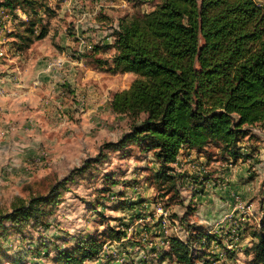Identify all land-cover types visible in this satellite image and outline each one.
Masks as SVG:
<instances>
[{"label": "rangeland", "instance_id": "1", "mask_svg": "<svg viewBox=\"0 0 264 264\" xmlns=\"http://www.w3.org/2000/svg\"><path fill=\"white\" fill-rule=\"evenodd\" d=\"M154 1L146 8H143L145 2L136 1L132 4L133 13L150 11ZM3 9L5 13L0 12V36L4 41L0 43L2 64H19L11 62L16 57L13 55L25 54L29 58L30 49L39 43L40 47L50 50L49 55L42 56L47 67L62 55L65 49L60 46L59 35L63 26L57 24L54 10L42 13L51 34L21 48L23 41L17 33L23 32L28 17L22 10L17 12L23 16ZM105 51L81 53L78 58L62 56L64 65L50 71L58 70L55 74L58 75L69 60L82 59L83 67L75 72L77 81L58 75L57 86L47 90L45 98L42 96L45 102L27 103L26 110L16 106L20 114L15 120L1 115L7 123L0 127V212L11 211L14 205L29 200L34 193L47 194L52 186L62 181L66 184L61 189V200L54 215L47 219L49 226H26L22 232L12 234L0 248V264H16V260L22 261L17 264H53L57 247L75 242L78 237L100 236L110 227L124 230V238L132 240L129 247L135 245L137 251L143 250V253L136 261L137 258H131L134 251L129 248L124 247L125 251L114 249L108 257L103 250L102 256L108 259L105 264H180L163 259L162 250L172 235L185 240L188 225H197L221 238L220 247L213 244L203 251L213 264H251L246 250L252 244V230L264 219V177L253 173L241 182L246 189L242 193L244 198L239 195L252 205L251 215H242L234 203V212L208 217L200 200L194 199L210 193L215 195V191H210L228 186L225 170L236 169L241 162V159L226 161L215 147H211L202 159L197 154H183L182 161L176 165L177 174L183 176L182 184L184 180H192L181 185L179 199L160 197L146 181L150 169L156 167L150 153L135 146L122 151L105 148L107 143L119 141L131 129V120L115 114L109 102L114 93L128 89L135 79L132 73H113L107 67L102 68L113 54L111 49ZM256 138L254 132L251 139L243 142ZM247 148L252 150L248 153L252 155L253 145ZM101 152L105 157L95 161ZM92 161L90 168L81 171ZM209 181L215 185L211 182L208 186ZM159 208L168 213L166 225ZM175 226L179 229L175 230ZM230 250L236 252L235 259L227 257ZM221 251L225 259L215 262L212 256L221 257Z\"/></svg>", "mask_w": 264, "mask_h": 264}, {"label": "trees", "instance_id": "2", "mask_svg": "<svg viewBox=\"0 0 264 264\" xmlns=\"http://www.w3.org/2000/svg\"><path fill=\"white\" fill-rule=\"evenodd\" d=\"M49 1L0 0V9L14 15L22 10L28 17L23 32L17 33L21 48L47 35L42 13L51 10ZM155 1L150 11L121 17L110 28L111 45L103 46L115 49L111 63L103 64L109 71L135 76L131 86L114 93L109 102L115 114L131 120V129L105 148L122 151L135 146L150 153L156 167L146 177L148 185L160 197L179 199L183 176L176 165L181 154H204L215 147L226 161L246 160L250 154L242 151L243 140L264 127V6L257 0ZM104 157L101 152L95 161ZM65 184L0 212V248L26 226H49L47 219L54 215ZM185 229V240L178 235L167 238L162 258L213 264L203 251L214 242L221 246V238L201 227ZM251 235L246 250L253 254L250 263L264 264V219ZM125 236L124 230L110 227L100 236L78 237L55 249L53 264H92L107 242ZM235 255L227 251L230 259ZM212 257L215 262L222 259L218 254Z\"/></svg>", "mask_w": 264, "mask_h": 264}, {"label": "crops", "instance_id": "3", "mask_svg": "<svg viewBox=\"0 0 264 264\" xmlns=\"http://www.w3.org/2000/svg\"><path fill=\"white\" fill-rule=\"evenodd\" d=\"M136 1L138 0H69L66 2L64 0H50L49 5L50 8L55 11L54 13L58 22L56 23L63 26V31L59 36L61 39L60 46L65 50L62 52V55L58 57L73 55L78 58L81 53H88L90 51L95 53V46L99 47V50L97 49L99 54H101V52L106 53L107 51L100 47L111 45V26L117 24L121 17L133 14L134 8L132 4L136 3ZM142 1L145 2L143 8H146L150 5L149 3L152 0ZM257 1L264 6V0ZM18 14L23 16V13ZM24 15L26 16L25 13ZM44 22L47 23L45 20ZM0 26H2V22H0ZM47 26L48 33L43 39H45L48 34H51V31L49 32L50 26ZM1 37L2 36H0V43L4 42L1 40ZM39 44H36L30 49L29 58H27L25 54L13 55L16 57L11 62H19V64H15L14 66L2 64V60H0V127L7 123L2 120L4 119L3 116H6L8 120L11 118L15 120L16 115L20 114V111H18L19 108L17 109L16 106H22V108L26 110L24 105L27 103L39 102L41 104L43 101L45 102L44 98L46 91H51V89L54 88V85H56L58 81V75L60 77L65 75L69 81L78 80L75 72L79 70V67H83L84 60H69V63L65 64L66 67L63 68L61 73L55 75L58 70L50 71L47 68V61L42 59V56L50 54L49 48L40 47ZM110 49L114 54L115 49ZM112 55L110 56V60H108L109 63L112 61ZM104 67H106V65L102 66V68ZM43 95L44 98H42ZM20 110L23 109L20 108ZM2 114L3 116H1ZM12 122L10 124L13 125ZM254 132L257 135V140L243 142L241 144L243 146L242 151L247 154L250 153L249 151H252L248 149L247 146L253 145L254 152L252 155L250 154L251 158H247L246 160L241 159L240 165L236 169L231 168L230 170H225L224 177L228 181V186L211 190L210 192H216L215 195L210 193L197 196V198L194 199L200 200V204L205 207L204 211L208 217L214 218L234 212L232 208L234 196L236 194H241L243 196L242 193H244L246 189L245 185H241V182L244 181L243 179L251 177L253 173H258L264 177V127L255 129ZM8 139L9 137H7V140ZM194 154H197L201 159L204 157L203 153H197L195 151L191 152L190 156ZM183 156V154L180 155V161H182ZM191 181V179L187 182L184 180L183 184H188ZM211 182H208V186H210ZM211 185H215V183L212 182ZM195 227L197 228L198 226L194 225V228ZM192 231H194V229H192ZM123 239L124 240L119 242H111L108 246L107 254L105 251L103 253L108 257L109 254L111 255L112 250L117 249L119 251H125L124 247H126L134 251L131 258H137L136 261H138V259L142 257L141 254L143 250H141V252L137 251L135 245L127 247L128 237ZM213 244L209 248H212ZM217 247H220V245L218 244ZM165 250H167V247H165ZM220 254L222 256L223 251H221ZM106 255L92 261V264H105L108 261ZM249 256L252 260L253 254L251 253ZM223 259L225 258H222L220 261Z\"/></svg>", "mask_w": 264, "mask_h": 264}, {"label": "built area", "instance_id": "4", "mask_svg": "<svg viewBox=\"0 0 264 264\" xmlns=\"http://www.w3.org/2000/svg\"><path fill=\"white\" fill-rule=\"evenodd\" d=\"M65 2L66 1H69V0H64ZM0 12L2 13V14H4L5 12H4V9H0ZM85 44V43H84ZM64 65V59L62 58V57H59V58H56V59H54V61L53 62H51L49 65H48V69L49 70H52V69H59V68H61L62 66ZM234 203H235V205H236V209H238L239 210V212L242 214V215H251L252 214V211H253V209H252V205L251 204H247L246 202H244L243 200H242V198H241V196L239 195V194H236L235 196H234ZM160 209V211H161V214L163 215V222H164V224L166 225L167 224V217H168V213L166 212V211H163L161 208H159ZM179 229V227H177V226H175V230H178ZM122 240H124V239H122ZM114 242H119V241H114ZM113 242V243H114ZM111 242H109L107 245L105 244V247H104V251H105V253L108 251H106V249H108L109 247V244H110ZM215 244H218L217 242H214ZM167 245H168V242H166V246L165 247H167ZM103 251V252H104ZM224 255H225V253H223L222 254V256H221V258H224ZM126 264H129V263H126Z\"/></svg>", "mask_w": 264, "mask_h": 264}]
</instances>
